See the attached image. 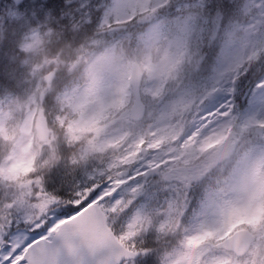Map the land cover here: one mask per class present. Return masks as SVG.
<instances>
[{"label": "snow or ice", "instance_id": "snow-or-ice-1", "mask_svg": "<svg viewBox=\"0 0 264 264\" xmlns=\"http://www.w3.org/2000/svg\"><path fill=\"white\" fill-rule=\"evenodd\" d=\"M0 35V264H264V0H13Z\"/></svg>", "mask_w": 264, "mask_h": 264}, {"label": "clouds", "instance_id": "clouds-1", "mask_svg": "<svg viewBox=\"0 0 264 264\" xmlns=\"http://www.w3.org/2000/svg\"><path fill=\"white\" fill-rule=\"evenodd\" d=\"M4 36L0 35V43H3ZM27 54L18 52L16 59L19 63H23V60L26 58ZM19 129L13 127L8 128L5 132H0V158H3L5 155L11 152L16 141L19 139ZM39 144V140L36 141Z\"/></svg>", "mask_w": 264, "mask_h": 264}, {"label": "rangeland", "instance_id": "rangeland-1", "mask_svg": "<svg viewBox=\"0 0 264 264\" xmlns=\"http://www.w3.org/2000/svg\"><path fill=\"white\" fill-rule=\"evenodd\" d=\"M53 4H55V3H57V1L55 0V1H51ZM13 3V0H9V3H8V8H9V6L11 5ZM6 11V10H5Z\"/></svg>", "mask_w": 264, "mask_h": 264}, {"label": "trees", "instance_id": "trees-1", "mask_svg": "<svg viewBox=\"0 0 264 264\" xmlns=\"http://www.w3.org/2000/svg\"><path fill=\"white\" fill-rule=\"evenodd\" d=\"M7 1H8V0H7ZM51 1H55V0H49L50 3H52ZM56 1H57V3L59 2V0H56Z\"/></svg>", "mask_w": 264, "mask_h": 264}]
</instances>
